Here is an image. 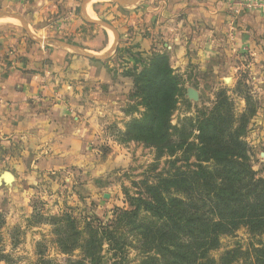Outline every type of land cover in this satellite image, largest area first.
Instances as JSON below:
<instances>
[{"label":"rangeland","instance_id":"374dc122","mask_svg":"<svg viewBox=\"0 0 264 264\" xmlns=\"http://www.w3.org/2000/svg\"><path fill=\"white\" fill-rule=\"evenodd\" d=\"M162 1L144 0L136 7H123L111 0H93L88 5V15L86 12L82 14L77 7L75 19L80 25L75 31L66 30L54 36L31 31L37 38L62 41L83 50L86 47L98 48L105 43V35L94 34L93 30L108 32L112 42L116 39V45H112L114 49L104 60L89 59L68 49L73 56L87 63L106 62L103 74L110 83L102 84L101 96L108 98L110 111L96 119V125L86 131V137L84 134L82 138H77L76 159L65 161L60 167H45L43 160L39 159L29 164L24 161L28 165H21L25 170L29 166L28 171L19 172L13 159L4 152V145L0 144V215L4 219L0 227V264H42V260L68 264L70 260L82 259L80 250L71 255L61 252L51 218L69 214L81 226L85 222L112 225L116 220L114 212L130 207V197L148 198L147 184L155 185L160 178L176 170L187 172L193 169L195 158L186 160L181 151L174 156L168 153L161 155L156 148L129 140L125 135L127 125L134 119H141L145 110L141 99L133 95V78L126 73L132 69L137 58L146 60L153 55L144 57L134 50L130 45L131 29L146 20V10L151 5L164 6ZM222 1L225 11L218 20L222 27L216 31L217 42L207 50L198 48L201 50L200 58L207 61L208 56L210 61L192 64L188 66V72L179 73L170 64L178 86L172 125L181 126L188 118L196 119L201 113L208 114L221 91H225L233 102L239 119L247 108L245 96H251L255 114L249 119L244 140L252 150L254 171L259 178H264V0ZM78 3L80 6L82 0H78ZM137 8L141 9L139 13ZM86 16L94 22L109 24L113 30L90 23ZM2 22L22 27L15 18ZM23 33L29 37L27 32ZM100 36L105 37V41L102 42ZM95 43L99 45H93ZM52 46L65 50L56 43ZM111 48L101 54L86 53L102 56ZM158 48L160 50L155 52L164 53L170 59L172 47L163 45ZM84 64L80 67L82 70L86 69ZM84 75L78 72L72 74L74 78H71L81 82L83 90L87 84L90 89L88 93L99 97V89L92 87ZM190 89L197 92L198 100L190 97ZM65 98V95L60 97ZM113 101H117V105L111 104ZM196 135L194 133L191 141L195 140ZM64 144L62 142L60 145L63 147ZM50 146L47 145L48 148ZM34 147L31 148L32 154L40 151ZM33 163L38 167H32ZM205 166L211 167V164ZM220 243L219 249L210 253L218 261L226 251L239 248L245 252L252 246H261L264 236H253L247 228L241 227L234 234L223 236ZM112 255L105 244L103 264H142L144 260V255L135 247L127 249L123 259H113ZM243 262L244 258H241L236 264Z\"/></svg>","mask_w":264,"mask_h":264},{"label":"trees","instance_id":"16d2710c","mask_svg":"<svg viewBox=\"0 0 264 264\" xmlns=\"http://www.w3.org/2000/svg\"><path fill=\"white\" fill-rule=\"evenodd\" d=\"M152 54L146 60L137 58L126 73L145 110L141 119L127 125L125 135L161 155L181 151L196 164L192 170H176L155 185L147 184L148 198L130 197V207L117 209L112 225L81 226L69 214L51 218L59 249L70 255L82 251V259L68 264H103L105 244L113 259H123L126 250L135 247L144 255L142 264H236L241 258L243 264H264V244L245 252L226 251L219 261L210 256L223 236L241 227L253 236H264V178L254 171L252 150L244 140L255 114L251 96H245L247 108L239 119L233 102L221 91L208 114L173 126L177 79L169 56ZM3 224L0 215V227Z\"/></svg>","mask_w":264,"mask_h":264},{"label":"crops","instance_id":"0c3cea01","mask_svg":"<svg viewBox=\"0 0 264 264\" xmlns=\"http://www.w3.org/2000/svg\"><path fill=\"white\" fill-rule=\"evenodd\" d=\"M91 1L82 0L79 6L78 0H0V15L17 16L25 24L17 19L22 24L20 28L2 22L12 18L0 17V144L19 172L25 170L21 163L25 167L32 160L40 159L45 167L56 168L76 159L77 138H82L96 125L97 118L110 111L108 98L101 96L102 84L109 82L103 74L106 62L79 60L67 48H52L54 39L37 38L31 32L54 36L66 30L75 31L80 25L75 19L77 7L88 15ZM161 3L165 5H151L146 10V20L131 29L130 45L134 50L145 57L163 45L172 47L170 64L177 73L188 72L192 64L209 62L208 56L207 61L200 58L199 49L207 50L217 42L216 31L222 27L218 20L224 15L225 3L222 0H164ZM92 33H103L106 41L100 36L105 43L98 48L86 47V52L101 54L116 45V39L112 42L108 32L93 30ZM80 35L83 39L84 35ZM83 63L85 70L80 68ZM78 72L84 73L89 84L99 89V97L88 93L87 84L83 90L81 82L73 80L72 74ZM62 95L67 98L60 99ZM111 104L117 105V101ZM62 142H65L63 147ZM33 145V149L40 151L32 154ZM32 167L38 166L33 163Z\"/></svg>","mask_w":264,"mask_h":264},{"label":"water","instance_id":"95a60500","mask_svg":"<svg viewBox=\"0 0 264 264\" xmlns=\"http://www.w3.org/2000/svg\"><path fill=\"white\" fill-rule=\"evenodd\" d=\"M111 1H115V2H117L119 5H121L123 7H133V6L140 5L144 0H111ZM0 17L15 18V19L20 20L21 23L23 25H25L24 22L20 18H18L17 16H14V15H11V14H1ZM86 20H88L92 24H97V25L100 24V25L106 26V27L110 28L111 30H113V27H111L109 24H107L105 22H101V23L94 22V21L90 20V18H88L87 16H86ZM52 42L60 45L61 47L67 48L69 50H72V51H74L75 53H77L79 55H82V56L87 57L89 59H95V60H104V59H106L109 56V54H111L112 50L114 49V46H112L111 50L109 52H107L106 54H104L102 56H95V55L87 54L85 50L80 49L79 47H77L75 45H71V44H68V43H65V42H62V41H57V40H52ZM189 92H190V97L193 100H198V94H197L196 91L190 89ZM8 176H9V174H8Z\"/></svg>","mask_w":264,"mask_h":264}]
</instances>
